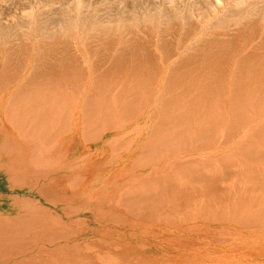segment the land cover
I'll use <instances>...</instances> for the list:
<instances>
[{
    "label": "rangeland",
    "instance_id": "1",
    "mask_svg": "<svg viewBox=\"0 0 264 264\" xmlns=\"http://www.w3.org/2000/svg\"><path fill=\"white\" fill-rule=\"evenodd\" d=\"M207 46L204 72L238 58L237 49L264 60V0H0V61L14 62L20 75L36 62L39 71L55 72L63 60L79 66L93 58L99 72H124L128 62L129 74L158 63L162 71L182 59L176 70L194 73L201 52L187 55ZM115 132L94 141L55 137L50 145L25 135L37 152L27 149L18 165L15 142L2 139L0 264H264V227L205 218L168 224L122 209L124 192L151 170L126 175L115 164L93 165L87 150L103 152ZM65 152L63 165H51ZM33 158L47 168L34 173Z\"/></svg>",
    "mask_w": 264,
    "mask_h": 264
},
{
    "label": "bare ground",
    "instance_id": "2",
    "mask_svg": "<svg viewBox=\"0 0 264 264\" xmlns=\"http://www.w3.org/2000/svg\"><path fill=\"white\" fill-rule=\"evenodd\" d=\"M197 51L194 73L189 67L176 70L182 59L162 71L155 63L152 72L144 66L129 74L128 67H134L128 62L124 72H99L93 58L79 66L63 60L55 72L39 71L34 62L20 75L14 62L9 67L1 58L0 142H15L13 165H18L27 149L37 152L25 135H40L50 145L66 135L94 141L114 129L103 152L91 145L87 151L96 167L115 164L122 174L150 167L149 175L123 194L120 207L130 216L176 225L205 218L263 228L264 60L258 63L260 54L247 57L237 49L238 58L204 72L208 46L191 51L188 59ZM93 66L97 74H86ZM66 158L61 153L51 165H63ZM32 161L34 173L47 168Z\"/></svg>",
    "mask_w": 264,
    "mask_h": 264
}]
</instances>
